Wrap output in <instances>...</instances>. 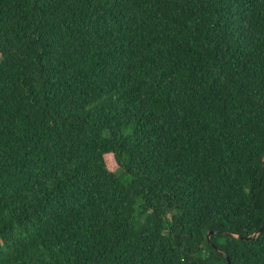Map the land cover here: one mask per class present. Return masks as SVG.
Returning <instances> with one entry per match:
<instances>
[{"label": "trees", "instance_id": "obj_1", "mask_svg": "<svg viewBox=\"0 0 264 264\" xmlns=\"http://www.w3.org/2000/svg\"><path fill=\"white\" fill-rule=\"evenodd\" d=\"M263 157L264 0H0V264H264Z\"/></svg>", "mask_w": 264, "mask_h": 264}, {"label": "water", "instance_id": "obj_2", "mask_svg": "<svg viewBox=\"0 0 264 264\" xmlns=\"http://www.w3.org/2000/svg\"><path fill=\"white\" fill-rule=\"evenodd\" d=\"M263 162H264V157H263ZM264 228V225L259 227L256 231V233H259L262 229ZM214 232V230H209L206 234L207 237H209L212 233ZM224 234H230V232H224ZM239 239H251L252 238V235H249V236H242V235H236ZM215 249H217L220 253H222L225 257H226V260H227V264H231L230 261H229V258L227 256L226 253L220 251L216 246L214 247Z\"/></svg>", "mask_w": 264, "mask_h": 264}]
</instances>
